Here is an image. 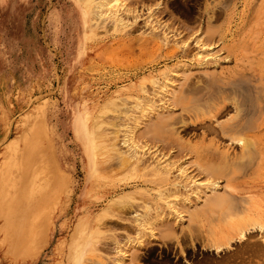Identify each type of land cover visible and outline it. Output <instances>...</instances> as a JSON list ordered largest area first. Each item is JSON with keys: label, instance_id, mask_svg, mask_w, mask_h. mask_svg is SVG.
Masks as SVG:
<instances>
[{"label": "rangeland", "instance_id": "obj_1", "mask_svg": "<svg viewBox=\"0 0 264 264\" xmlns=\"http://www.w3.org/2000/svg\"><path fill=\"white\" fill-rule=\"evenodd\" d=\"M124 1L135 11L124 14L126 27L114 29L109 19L84 23L79 0H0V264H100L91 243L93 222L99 216L105 229L100 234L101 259L105 256L109 262L104 257L103 264H112L105 244L112 231L122 235L127 246L126 236L135 232L110 221L128 223L135 212L144 211L155 234L163 238L139 237L149 239L146 246L154 244L153 254L136 244L128 249L124 264H188L199 258L205 247L200 253L198 239L191 246L187 231L177 232L179 221L187 216L178 217L162 204L156 223L154 201L145 198L142 187H156L158 158L174 161L170 179L178 178L182 165L189 179L192 175L204 182L201 168H195L198 156L193 148L229 157L241 153V143L216 131L234 114L229 107L212 115L215 101L208 93L223 88L221 75L236 77L229 85L239 86L244 98H253L249 132L261 143L251 147L253 161L241 165L243 174L232 180L240 192L233 200L255 202L264 210V0ZM150 10L152 15L147 16ZM197 33L202 40L206 37L203 46L195 42ZM191 83L204 92L200 114L171 104L183 97L180 87ZM168 109L174 110L171 124L155 131L151 123ZM207 124L216 129L211 132ZM162 131L168 136L162 138ZM122 139L128 141L123 144ZM131 142L140 146L138 154L146 150L137 165L121 162ZM157 146L160 150L154 152ZM22 152L26 157L20 160ZM188 183L173 194L183 196H171L179 209L185 202L193 203L194 183ZM124 194L134 199L116 200L105 210L110 199ZM143 200L152 204V211L145 209ZM162 220L169 226L158 224ZM260 231L247 232L249 236L233 239L225 251L211 254L220 260L245 240L264 246ZM175 234L185 239L184 251ZM136 250L146 251L145 261L131 258ZM261 252L247 256L252 259L248 263L264 264Z\"/></svg>", "mask_w": 264, "mask_h": 264}, {"label": "bare ground", "instance_id": "obj_2", "mask_svg": "<svg viewBox=\"0 0 264 264\" xmlns=\"http://www.w3.org/2000/svg\"><path fill=\"white\" fill-rule=\"evenodd\" d=\"M79 1L82 5V9H83L82 20L84 23L89 22L91 20H94V22H97L99 20L103 21L105 19L106 20L109 19L110 21H112L114 23V29L126 27L128 22H127V19L124 18V14L125 13L128 14L129 12H132L135 9V8L134 9L131 8L128 5V1L126 3V1L122 2V0H79ZM160 11H161V9H160ZM158 14H160V13H158ZM150 15H152L151 10L147 14V16H150ZM133 16H134L133 20H135V18L138 15L135 14ZM139 16H140V14H139ZM149 18L150 17H148V20L147 19L146 20L147 21L151 20ZM132 21H130V22H132ZM153 24H152V28H154ZM155 25H156V23H155ZM158 27H161V26L159 25ZM163 32H166V30L165 31L163 30ZM166 35H162L160 38L163 40H167L168 37ZM200 36H201L200 33L199 34L197 33V37L195 39V42L200 43V45L203 46L205 43L203 41L205 40L206 37L202 40L200 38ZM183 39H184V37H183ZM183 50H185V49H183ZM197 54H200V52H197ZM220 77H221V80L219 82L223 85V88H221V90L216 91L217 94L208 93V97H210V99L212 101H215V104L211 107V109L213 110L212 115L215 116L217 113H221V112L223 114L225 112V110H227V108H229V107H231V108L233 107L234 114L229 117L230 122H228V123L227 122H224V123L221 122V123H219V126H217L218 124H216V126L219 127L218 130H216V131H217V133L219 131L220 134H228L231 141L236 140V142L241 143V153L233 154L234 156L229 157V153L221 152L220 154L219 153L215 154L214 152H211V151H205V150L200 149V148L198 150H196L195 148H193L195 155L198 156V157H196V160H195V163H196L195 168H197V167H198V169L201 168L199 171H202V175L206 179V180H204V182H199L200 180H198L196 178L192 179L193 178L192 175L190 176L191 178L189 179V177L187 176V173L185 172L186 170H184V166H182V165L178 166V172L180 173L178 178L170 179V177L168 175L169 167L173 165L174 161H171L169 158H167V160H165V162L163 161L165 164L162 162V159L160 160L158 158L157 163L155 164V166H156L155 167V175H157L155 178V180L157 181L156 185H155L156 187L145 184L146 181H139L138 182V184L143 183L146 185V186L142 187L145 198H149L150 200L154 201L155 206H153V208H154V210L155 209L156 210H155V214H153V215H155L157 218L156 223H157L159 215H162V212L159 213L157 211V209L159 210V208H162L163 205L165 207H167L169 212L177 214L178 217L183 218L184 215L187 216V219H185V220L182 219L179 221V223H178L179 228H178L177 232L180 233V232H183V230L187 231L185 235H186V238L189 240L188 245L194 246V239H196V240L198 239L199 244H201V246H202L200 248V253L203 252V247L206 248V249L204 248V252H206V253L203 252L201 255L202 257L200 256L199 258H196L195 260H191L188 264H249L248 262H251L252 259L249 260L248 257H250V255L252 253L254 254L255 252H261L263 250V254H264V246L262 244L260 245V242H258L256 240H255L256 242H254L253 240L252 241L245 240L244 242H242V245L240 244L241 246L239 245L240 247H237V249L235 251H233L231 254L224 255V257L221 258L220 260H218L217 258L215 260L213 254H211V251L213 252V250H215L216 253L219 251H225L233 239L234 240L235 239L236 240L242 239L246 236V234H248V236H249L250 233H252L253 231L261 230L260 232H262L264 234V210H261L262 206L259 207L255 202L246 201L244 203L243 200H241L239 202H236L233 200V197L238 196V194H240V192H239V189L235 188V186H234L235 184H232V183H234V181H232V180L234 178L238 177L239 175L243 174L244 171L241 169V165L253 161L255 153L251 147L254 146V148H255V147H257V143H260L257 141V139L253 138V135L249 132L250 127H251L250 121L252 120L251 119L252 113H249V109H252L251 108V106H252L251 102L253 101V98L252 97L250 98L248 95H247L248 97L245 96V98H244L242 96V92L240 91L239 86L233 88L232 86L229 85V84L233 83L234 80H236V77H234L233 75H231V74L221 75ZM240 77H242V76L239 75L238 79H240ZM165 79H166V77H165ZM151 80L154 83L157 82L156 78H151ZM198 80H202V79H198ZM198 80H196L195 82H197ZM166 85H167L166 83L160 84L161 89L166 87ZM207 86H209V83H207V81H205V87H207ZM200 89L201 88H200V86H197V83L196 84L191 83V85L189 84L187 87L181 86L180 90L183 93L182 94L183 97H178L175 100L173 99L171 104L172 105L179 104L181 109H194L197 113H199L202 109L201 108L199 109L198 103L201 102V98L204 95V92H201ZM143 90H144V92H147V91H145L146 89L143 88ZM154 91L155 90H153L151 92L153 93ZM149 93H150V90H149ZM149 93H148V95H149ZM154 94H156V93H154ZM170 94H172V93L170 92ZM136 97H137L136 98L137 100H139L141 98L140 96H136ZM145 98L148 99L149 97L147 95H145ZM149 100H151V99H149ZM158 100L159 99H157L156 101H158ZM166 100H167V98H166ZM140 101H142V100H140ZM135 102H137V101H135ZM148 102H150V101H147V103ZM245 103H247L246 107H245ZM150 107H152V106H150ZM138 108H139V106H138ZM230 110H232V109H230ZM173 111H174L173 109H168L167 111H165L163 113H159L156 116V121L151 123V127L152 128L154 127L155 131H158L162 127L171 124L170 120L172 119V117L174 115ZM203 113H204V111H202L201 115H204ZM218 115H221V114H218ZM137 118H139V117H137ZM201 124H199V125H201ZM208 124L205 125V127L208 126L207 129L210 126ZM145 125H147V124H145ZM171 126H173V125H171ZM194 127H195V125H194ZM211 128H209V130ZM213 129L215 130L216 128H212L211 132ZM138 130H141V129H138ZM167 130L169 133L172 131L170 126H168ZM148 131H149V129H148ZM174 131H175V133L178 132L176 127L174 128ZM147 134L149 135L150 133H147ZM215 134H216V132H215ZM148 135H147V137H148ZM160 135H162V138H163V136H165V137L168 136L165 134V132L161 133ZM216 135H218V134H216ZM219 136H218V138H219ZM150 137H151V135H150ZM162 138L159 137V140L162 141ZM124 141H128V140L124 139L123 144H124ZM118 143L119 142H117V144ZM120 143H122V142L120 141ZM165 144H166V142H165ZM164 145H162V146L159 145V146H161L160 148H165ZM159 146L155 147L153 151L157 152L156 149H158ZM127 147L128 148L126 150H124V151H126L127 154L124 155L122 157L123 160H121L122 164H124L125 162L130 163L129 161H131V162L134 161V163L136 164L137 162L142 160L143 155L146 153L145 152L146 150H145L143 152H139L140 154H138V151L136 149L138 146H137V144H134V143L128 144ZM169 147L170 146H168V148ZM160 148H159V150H160ZM179 149H181V148H178V150ZM139 150H141V149H139ZM176 150L174 151V153L176 152ZM164 151H167V149ZM150 152H151V154H153L152 151H150ZM174 153L172 154L173 156H174ZM179 153H181V151ZM179 153H176V154H179ZM160 154H161V152H160ZM155 156H157V153ZM162 156H164V155H162ZM162 156L160 158H162ZM25 157H26L25 152H22L20 160L25 159ZM157 157H159V156H157ZM157 157H155V158H157ZM144 159H146V158L144 157ZM144 159H143V162H144ZM260 159H262V158H260ZM146 160H148V158ZM261 161L264 162L263 159ZM161 163H163L164 165H161ZM195 163H193V164H195ZM159 164H160V166H159ZM199 171H197V172H199ZM219 179H222L224 181V185L221 184V181ZM188 182L194 183V186L191 187V189H193L191 192H193V195H194L193 199H191V201L193 203L188 204L185 202L183 205V208L179 209L178 207H176L175 200L173 201L171 199V196L177 197L179 194L177 196L173 195V194L178 193V191L182 190V188H184V187L190 186V184ZM133 185L135 186L136 184H133ZM151 189L154 190L152 195L150 193ZM183 191L187 192L188 189H184ZM181 194L179 196H183ZM186 198L187 197H185V199H183V200H186ZM120 199H124V200L126 199L127 201H131L132 199H134V197L131 194H124V195L116 196L115 198L110 199L108 205L105 207V210L114 201H116V200L118 201ZM198 199H201L202 201L200 202V201H198ZM144 203H145V209L148 208L150 210V206L152 204L148 203L147 200H146V202L144 201ZM150 211H152V210H150ZM161 211H163V210H161ZM182 211L184 214L182 213ZM149 213H151V212H149ZM163 215H166V214H163ZM146 217H147L146 211H144V212H139V214H136V212H135L133 214V217H132L133 220H128L129 221L128 223L117 221V220L110 221L118 227H121V228L123 227V228H126L127 230H132L133 232H135V235L133 237L130 235L126 236L128 242H129V245L127 246V245H125V243L123 242V239L121 238L122 235L112 231L111 237H110V242H105L106 246H108V250L112 253V255L109 257L111 260L110 262L112 264H124L125 259L130 257V254L128 255V249H132L133 247L136 246V244L141 245L142 248L147 247V249H145L147 251L146 254H150V255L153 254V253L151 254V252H153L154 244H150V245L146 246V244L150 242L149 239L145 240V242H144L143 237H142V240L139 237L147 235V236H151L153 238V240H158V238H163V236L158 237L159 233L155 234V231H154L155 227L153 226V223H151V221L147 220ZM163 217H165V216H163ZM163 217L161 216V218H163ZM166 217H167V215H166ZM164 220H166V218H164ZM168 221H170V219ZM100 222H101L100 216L96 217V219L93 222V229H92V233H91V239H92L91 243L93 245L92 250L94 252L95 260L98 263L103 264L106 260H107L106 262H109V261H108V258L105 256L104 257L106 258V260L104 259V257L101 259L102 253H101L100 245L102 243H100V241H101L100 234L105 229H104L102 223H100ZM158 224H162V226L163 225L169 226V224H167V221H165V223H164V221L162 223H159V221H158ZM105 227H106V225H105ZM173 229H174V227H173ZM247 232H250V233H247ZM137 234H138V236H137ZM160 235H162V234H160ZM175 238H176V241L180 244V247H179L180 251H184V249L186 248L185 247V239L184 238L182 239L179 236V234H175ZM161 243L166 244L167 241L163 240V241H161ZM146 251H143V253L140 254L139 251L136 250L135 253L134 252L132 253L131 258H134L133 260L139 259V257H141V259H143L144 257L142 255L143 254L146 255L145 254ZM192 253H193V251H192ZM204 254H207V255L205 256ZM261 256H262V254H261ZM147 257H148V255H147ZM103 260H105V261L103 262ZM143 260L145 261L146 259H143ZM174 263L175 264H181V263H177V262H174Z\"/></svg>", "mask_w": 264, "mask_h": 264}]
</instances>
